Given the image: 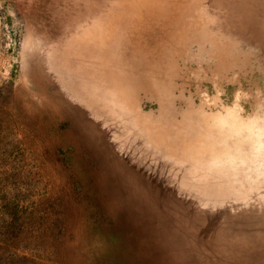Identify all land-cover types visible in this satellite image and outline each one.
I'll return each instance as SVG.
<instances>
[{
  "label": "water",
  "instance_id": "water-1",
  "mask_svg": "<svg viewBox=\"0 0 264 264\" xmlns=\"http://www.w3.org/2000/svg\"><path fill=\"white\" fill-rule=\"evenodd\" d=\"M125 3L109 18L96 0L64 7L115 26L97 45H83L88 20L77 34L36 20L29 72L134 212L176 245L188 233L264 264V0Z\"/></svg>",
  "mask_w": 264,
  "mask_h": 264
},
{
  "label": "rangeland",
  "instance_id": "rangeland-1",
  "mask_svg": "<svg viewBox=\"0 0 264 264\" xmlns=\"http://www.w3.org/2000/svg\"><path fill=\"white\" fill-rule=\"evenodd\" d=\"M96 1L107 18L119 13L115 1L132 8ZM48 6L0 0V264H240L229 246L208 238L187 233L174 244L121 200L95 149L25 63L26 29L47 15L50 30L60 28ZM84 18L95 21L88 45L108 37L109 25L115 31Z\"/></svg>",
  "mask_w": 264,
  "mask_h": 264
},
{
  "label": "bare ground",
  "instance_id": "bare-ground-1",
  "mask_svg": "<svg viewBox=\"0 0 264 264\" xmlns=\"http://www.w3.org/2000/svg\"><path fill=\"white\" fill-rule=\"evenodd\" d=\"M45 2H47L49 5L52 3H58L61 6V11L58 13H55L54 11H52V9H49V15L52 17V20H57V23L60 25V27H63L60 30H68V32H71L73 30V26L77 21H87L86 19H81V18H77L74 14H66V11L64 10V7H66V9L68 11L73 10L75 8L81 7L86 9V5H90L94 0H88L87 3H81V0H73V2L69 1V0H44ZM62 3V4H61ZM90 3V4H89ZM55 13V14H54ZM88 23L90 25H95V21H89ZM90 39L87 40V42L83 43L84 46H89L88 45V41ZM91 43H95V38H93L91 40Z\"/></svg>",
  "mask_w": 264,
  "mask_h": 264
}]
</instances>
